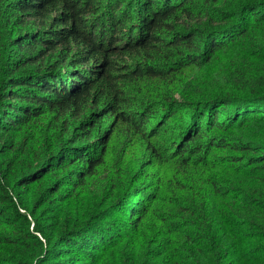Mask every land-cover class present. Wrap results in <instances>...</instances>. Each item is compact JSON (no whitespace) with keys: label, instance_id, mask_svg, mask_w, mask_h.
Returning <instances> with one entry per match:
<instances>
[{"label":"trees","instance_id":"1","mask_svg":"<svg viewBox=\"0 0 264 264\" xmlns=\"http://www.w3.org/2000/svg\"><path fill=\"white\" fill-rule=\"evenodd\" d=\"M58 199L42 238L24 227ZM7 245L21 264H264V0H0Z\"/></svg>","mask_w":264,"mask_h":264},{"label":"rangeland","instance_id":"2","mask_svg":"<svg viewBox=\"0 0 264 264\" xmlns=\"http://www.w3.org/2000/svg\"><path fill=\"white\" fill-rule=\"evenodd\" d=\"M209 72L211 73V69H210V71H206L204 73L206 75H208ZM175 167H176L175 164L171 165L168 163V164H165L163 166V170H169V169L175 170ZM150 170H151V172H153V174H155V177L152 179V181L155 184H157L158 180L160 178V175L157 173V165L154 167H151ZM214 170L217 171L218 174L222 175V176H223V174H226V173L229 174L230 173V170H227L226 168H219V169H214ZM169 174L167 173L164 175L162 188H163L164 192L167 194V197H169L168 200L172 201V200H174L173 199L174 195L172 193L168 192L167 183H166V180H167V177ZM23 193H24V191H22L21 194H23ZM36 201L39 202V200H36ZM70 202L65 203L62 201V199H58L56 201L54 200V201H51L49 203L44 204L43 206H41L40 208L37 209L35 217L29 215L30 223H29V221H25V223H23L24 227L28 228L30 231L35 232L36 234L39 235V237L42 238L41 233L35 231V227L37 225H39V226L46 225L47 226L48 224L51 225V224H53V222H57V217L59 216V212L62 208H63L62 210H64L65 214L68 213L67 207L69 206ZM164 204L166 205L167 208H170V206H172L171 203H168V201H166ZM171 208H173V207H171ZM72 209L75 211L74 208H72ZM22 211H25V210L22 209ZM149 226H150V224H149ZM128 228H130V224H129ZM134 244H135V242H132L130 240L125 245H123V247L121 249H119V251L116 254V257L118 258V260L122 259L123 262H124V260H127L125 257L131 253V248ZM17 246L18 245H13V246L7 245V246L3 247V251H1L0 254H3V256L6 258L15 259L17 261V264H21L22 262L27 261L26 255L23 251V250H25L24 247H18L19 249H17Z\"/></svg>","mask_w":264,"mask_h":264}]
</instances>
